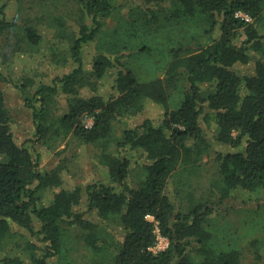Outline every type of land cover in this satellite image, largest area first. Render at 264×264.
<instances>
[{"label":"trees","instance_id":"1","mask_svg":"<svg viewBox=\"0 0 264 264\" xmlns=\"http://www.w3.org/2000/svg\"><path fill=\"white\" fill-rule=\"evenodd\" d=\"M74 1L91 23L81 21L75 30L62 16H49L48 23L68 46L53 44L52 62L76 66L51 83L26 75L15 84L32 109L34 141L53 147L73 136L107 148L113 142L114 149L102 153L108 177L67 188L60 165L41 169V153L16 141L0 71V244L30 234L24 247L12 239L6 252L0 247V264H245L244 249L230 247L231 235L221 240L225 232L214 231L212 220L264 201V0H133L108 31L114 0ZM30 21L21 26L40 45ZM14 23L0 19V31ZM90 43L96 53L89 69L84 48ZM134 56L145 64L158 56L164 75L142 80ZM108 76L112 91L104 95L100 84ZM60 94L67 102L55 114ZM150 101L160 107V119L147 117L116 136V124L146 115ZM217 145L224 150L213 152L210 196L184 206L173 176ZM133 151L141 160L137 178L128 155ZM84 196L95 219L75 210ZM101 224L116 234L108 230L115 252L104 261L108 242L98 232ZM74 227L81 232L73 235ZM157 227L169 245L155 252ZM258 253L264 259V248Z\"/></svg>","mask_w":264,"mask_h":264},{"label":"rangeland","instance_id":"2","mask_svg":"<svg viewBox=\"0 0 264 264\" xmlns=\"http://www.w3.org/2000/svg\"><path fill=\"white\" fill-rule=\"evenodd\" d=\"M132 1L114 0V6L118 11H114L106 19V31L116 26L121 13L129 10L132 5L130 2ZM38 16L43 19H37ZM49 16L53 19L59 16L64 17L65 25L72 30L77 29L81 21L91 23V20L74 0H1L0 19L5 17L7 20L15 21L14 25L0 31V71L6 78L2 86L12 116L11 126L16 141L19 144L30 147L35 154L38 151L41 153V169H53L60 165L67 188H72L76 185L86 186L90 182L108 177V168L103 163L102 153L104 150H113V142L107 148V146L83 143L73 136L55 141L53 147L34 141L36 127L33 121L32 109L25 105L20 91L16 87V82L23 80L26 75H36L37 84L51 83L54 78L64 75L76 66L70 60L63 63L64 60L61 59L59 65L52 62L51 55L53 52L51 47H54L53 44L59 43L56 44L59 49L68 48V46L66 43L56 39L58 38L55 36L57 27L48 23ZM29 17L31 18L30 23L36 24L42 37L43 43L40 45L35 46L28 39L21 26V21H27ZM202 40L204 42L207 39L203 38ZM84 49L86 68L90 69L92 67V58L96 53V44L90 43ZM56 52H58L57 49ZM143 61L144 59L140 61L138 56H134L131 61L132 66L142 80H150L164 75V61L158 56H152V60L146 64ZM157 65H159L158 68ZM112 80V76H108L103 80L102 84H100L101 93H104V95L111 93L112 89L109 90V87ZM66 102L65 95L60 94L57 97L54 113H61L62 110H58L57 107L59 104L65 105ZM146 109V115L141 114L136 118H125L122 122L117 123L115 128L116 136L121 135L124 126L133 127L141 124L147 117L155 121L160 119L161 109L158 105L150 101ZM84 122L91 126L93 118L86 116ZM218 149L224 150V147L215 146L213 150H210L211 153L202 155L196 166L187 167V170L181 167L177 172L178 176L177 174L175 178L173 176V180L177 181V177L179 179L178 186L182 194L181 203L184 206L189 205V199L197 201L205 196L207 197V195L210 196L209 185L215 176V153L213 152ZM128 155L133 158L132 175L137 178L142 171L140 155L136 151L130 152ZM133 176L132 178H134ZM46 193L48 194L47 197L51 198L53 190H49ZM86 203V197L84 196L75 210L83 213L85 218L95 219L97 217L96 213L87 212ZM213 224L214 231L225 232L221 240L224 238L229 239L232 236L230 247L238 246L244 249L245 264H264V259L260 260L257 258L259 255L257 252L260 251L262 253L264 248V201L260 208L240 207L223 212L218 217H213ZM74 228L73 235L81 232L79 227ZM108 230L112 232V228H108L105 224H101L98 230L99 234L106 237L108 242V246L100 257L101 260L110 259L115 252L114 238L112 234L108 233ZM112 233L115 234V232ZM29 237V232L24 231L23 234L19 232L14 238H11L12 240L9 238L6 242L1 243L0 247L3 249L2 251L6 252L7 247L10 245L8 244L10 240V243L18 245L20 243L24 247ZM225 247L227 246L225 245ZM0 253L2 254V252ZM79 253L84 256L83 250H80Z\"/></svg>","mask_w":264,"mask_h":264},{"label":"built area","instance_id":"3","mask_svg":"<svg viewBox=\"0 0 264 264\" xmlns=\"http://www.w3.org/2000/svg\"><path fill=\"white\" fill-rule=\"evenodd\" d=\"M245 15V14H242ZM246 16V15H245ZM248 17V16H247ZM150 220H154L153 216H149ZM157 240L156 243L151 249L155 252L164 250L169 245V239L160 234L159 228H156Z\"/></svg>","mask_w":264,"mask_h":264}]
</instances>
